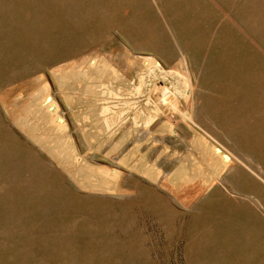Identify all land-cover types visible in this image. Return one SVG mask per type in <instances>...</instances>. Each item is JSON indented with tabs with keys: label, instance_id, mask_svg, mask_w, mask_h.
I'll list each match as a JSON object with an SVG mask.
<instances>
[{
	"label": "rangeland",
	"instance_id": "374dc122",
	"mask_svg": "<svg viewBox=\"0 0 264 264\" xmlns=\"http://www.w3.org/2000/svg\"><path fill=\"white\" fill-rule=\"evenodd\" d=\"M0 264H264V0H0Z\"/></svg>",
	"mask_w": 264,
	"mask_h": 264
}]
</instances>
